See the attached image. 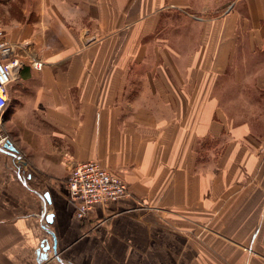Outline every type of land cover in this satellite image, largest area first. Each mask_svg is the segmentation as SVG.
Returning a JSON list of instances; mask_svg holds the SVG:
<instances>
[{"label": "crops", "instance_id": "crops-1", "mask_svg": "<svg viewBox=\"0 0 264 264\" xmlns=\"http://www.w3.org/2000/svg\"><path fill=\"white\" fill-rule=\"evenodd\" d=\"M0 29V264H264V0H0ZM90 160L130 193L80 220Z\"/></svg>", "mask_w": 264, "mask_h": 264}, {"label": "built area", "instance_id": "built-area-1", "mask_svg": "<svg viewBox=\"0 0 264 264\" xmlns=\"http://www.w3.org/2000/svg\"><path fill=\"white\" fill-rule=\"evenodd\" d=\"M25 65L19 52V45L11 42L3 29H0V115L7 108L9 95L8 86L14 79L17 70ZM35 69H41L43 62H31ZM5 138H0L2 143ZM3 151L4 148L0 146ZM19 175H26L22 170V159L14 156ZM23 171V172H22ZM66 186L69 198L75 205L77 219H85L98 206L116 202L129 195L127 182L117 172L107 168L97 160L76 163L70 170Z\"/></svg>", "mask_w": 264, "mask_h": 264}, {"label": "water", "instance_id": "water-1", "mask_svg": "<svg viewBox=\"0 0 264 264\" xmlns=\"http://www.w3.org/2000/svg\"><path fill=\"white\" fill-rule=\"evenodd\" d=\"M3 151L8 153V154H10V155L17 156L16 149H15V147L12 145V143L9 140L4 145ZM44 197H45V200H49V194L48 193H46L44 195ZM45 219H46L47 223H51L53 221V214L52 213L46 214ZM48 233L54 238L55 243L52 246L49 243H45L41 247V249L38 250V260H39V262L47 260L48 257H49L48 252L51 251V250L53 251V254L55 256H57V245H56L55 234L51 230H48Z\"/></svg>", "mask_w": 264, "mask_h": 264}]
</instances>
